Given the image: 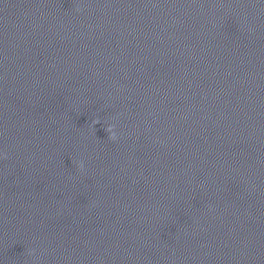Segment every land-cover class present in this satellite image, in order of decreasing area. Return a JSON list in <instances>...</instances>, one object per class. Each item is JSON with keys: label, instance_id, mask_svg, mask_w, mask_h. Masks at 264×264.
<instances>
[{"label": "clouds", "instance_id": "9594fccd", "mask_svg": "<svg viewBox=\"0 0 264 264\" xmlns=\"http://www.w3.org/2000/svg\"><path fill=\"white\" fill-rule=\"evenodd\" d=\"M99 123V121L98 120H94L93 121V124H98ZM105 130V132L108 134L107 136H108V138L110 139V140H116L117 139V136H116V133H115V131H114V126L113 125H109L107 128H105L104 129ZM80 167L81 168H83V164L81 163L80 164Z\"/></svg>", "mask_w": 264, "mask_h": 264}]
</instances>
